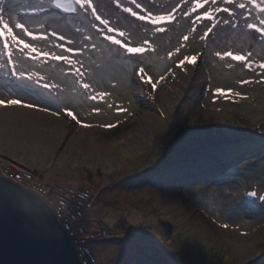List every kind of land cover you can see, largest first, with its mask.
Wrapping results in <instances>:
<instances>
[{
    "label": "rangeland",
    "instance_id": "rangeland-1",
    "mask_svg": "<svg viewBox=\"0 0 264 264\" xmlns=\"http://www.w3.org/2000/svg\"><path fill=\"white\" fill-rule=\"evenodd\" d=\"M153 2L160 14L178 4ZM241 2L248 4L210 0L205 7L227 6L239 14ZM94 4L132 46L148 40L151 49L139 60L124 52L116 58V46L95 37L88 19L55 9L51 0L0 4L5 15L10 10L35 35L47 37L36 41L41 51L63 55L57 44L70 39L81 49L73 58L91 85L84 90L63 61L51 56L33 61L19 53L17 69L37 76L17 80L0 56V99L19 98L50 110L67 107L82 122L37 107L0 106V154L25 163L45 181L93 189L88 226L104 222L111 232L92 245L101 264H264V201L258 199L264 195V74L217 56L251 53L257 64L264 62V37L254 39L242 16L233 17L235 27L223 24L228 18L223 12L203 39L207 29L179 12L165 32H145L143 24L130 28L134 18L126 20L122 9L112 11L113 0ZM193 55L200 56L197 65L177 67ZM140 67L155 90L135 74ZM38 77L58 87L43 89L34 83ZM217 88L241 95H214ZM99 92L108 95L89 99ZM248 191L257 197H246ZM129 229L138 231L130 235Z\"/></svg>",
    "mask_w": 264,
    "mask_h": 264
},
{
    "label": "snow or ice",
    "instance_id": "snow-or-ice-1",
    "mask_svg": "<svg viewBox=\"0 0 264 264\" xmlns=\"http://www.w3.org/2000/svg\"><path fill=\"white\" fill-rule=\"evenodd\" d=\"M52 5L55 9L61 10L64 13L75 14L77 16H82L85 19L89 20V23L93 29H95L94 36L102 37L104 41L110 42L112 46H116V58H119L120 53L124 52L126 55L132 57L134 56L137 60L140 59V55L145 53V51L151 49V42L148 40L143 41L144 46L136 47L132 46L128 36L125 31L118 30L114 25L110 24V18H103L102 14L98 11L94 0H51ZM210 0H184L183 6L178 0L176 6H169V10L163 14L154 11L155 4L153 0H149L147 5H142L139 0H127V3H122L121 0H113L115 4V10H121L128 16L125 17L127 20L129 17L134 18L132 24L129 25L131 28L132 25L139 26L143 24L145 32L152 31L153 33H162L165 32L166 28L171 25V22L174 21L176 13L179 12L181 16L191 19L192 24L195 26L197 23L203 25L207 30L204 32L206 38L209 33L217 26V23L221 21L218 19L217 14L223 12L227 13L228 18L223 19L222 23L225 25H231L235 27V22L233 17L236 20H240V17H243L241 21L246 27L250 30H254L252 37L254 39L264 37V0H248V4L239 3L236 5L238 9L244 10L243 12L237 14L230 7H205L209 4ZM217 0H211V4L215 5ZM3 3V0H0V4ZM224 3L231 5L233 0H224ZM250 4L251 7L248 5ZM135 9V10H134ZM42 10V9H41ZM202 10V11H201ZM255 10L256 15H253ZM251 18L254 22H249ZM210 25V26H209ZM195 31V27L193 28ZM52 37H56L59 41H65L63 35H59L56 32L50 34ZM31 37V41L26 42L27 38ZM38 39H47V37L41 36L38 37L32 31L26 27L24 22H21L19 19H14L12 12L9 10L7 15H5V9L0 7V56L6 57L5 63L10 66V75L17 80H28L33 81V78L37 76L36 73H25L23 70H18L16 66V61L14 56L16 53L26 56L28 59L35 61L37 58L48 59L51 56L52 60L63 61L68 65L69 69L73 71L74 75H77L82 81V88L84 90H89L91 85L84 80V73L81 71L80 67H77L78 61L74 60V56L80 54L81 49L75 48L72 46V41L69 39L65 43L57 44V47L61 48L64 52L63 55H51L49 52H43L36 47V41ZM88 39V37H86ZM185 41L189 39L186 35L183 37ZM93 48L96 47L95 44L92 45ZM177 52L180 51L179 48L176 49ZM69 54H72L71 56ZM172 53H169L171 57ZM222 60L225 58H230L231 61L241 62L242 66L249 70L259 69L262 74H264V62L256 63L255 60L251 58V53L245 54H236L233 51H225L223 53H217ZM200 56H184L182 60H179L177 67L183 68L185 64L197 65ZM82 67V65H81ZM231 67V65H229ZM139 80L145 84H150L152 89L155 90L156 83L153 82L152 77L148 75L143 67H140L135 73ZM42 77H38L34 83L43 89L55 88L58 85L50 84L48 82L40 83ZM161 80L164 79L163 76L160 77ZM250 81L242 80L241 84L249 83ZM158 83V81H157ZM233 94L240 96L239 92H232V89H220L217 88L214 91V95H220L227 97L228 94ZM106 92H99L96 95H90L89 99L95 101L103 99L107 96ZM18 105L26 108L37 107L41 111H52L53 115H64L70 117L77 124L82 123L77 116L73 113L72 110L65 107L59 110H50L45 106L34 104L31 101L22 100L19 98L3 100L0 99V106H12ZM94 111H99V109H94ZM85 127L89 125H84ZM106 128L115 127L116 125H103ZM249 197H257L256 191H248L245 193ZM0 197H6L14 206L18 209L27 211L28 213L35 214L36 204L30 196H27L23 192L17 191L12 185L3 183L0 184ZM260 201H264V195L258 197ZM227 227V225H224ZM129 234H133L138 231V229H129ZM68 232H71V228L68 229ZM66 234L60 231L56 232L57 238H63ZM131 242V241H130Z\"/></svg>",
    "mask_w": 264,
    "mask_h": 264
},
{
    "label": "water",
    "instance_id": "water-1",
    "mask_svg": "<svg viewBox=\"0 0 264 264\" xmlns=\"http://www.w3.org/2000/svg\"><path fill=\"white\" fill-rule=\"evenodd\" d=\"M3 183L30 196L36 208L31 214L0 197V264H82L50 207L27 188L0 175ZM57 231L66 235L57 238Z\"/></svg>",
    "mask_w": 264,
    "mask_h": 264
},
{
    "label": "built area",
    "instance_id": "built-area-1",
    "mask_svg": "<svg viewBox=\"0 0 264 264\" xmlns=\"http://www.w3.org/2000/svg\"><path fill=\"white\" fill-rule=\"evenodd\" d=\"M0 175L15 185L27 188L50 207L74 245L76 255L82 264H100L92 245L103 240L111 232L104 222H95L94 228L88 226L87 214L94 205L95 196L91 187L65 182L58 184L47 182L39 178L34 169L10 158H4L2 154Z\"/></svg>",
    "mask_w": 264,
    "mask_h": 264
},
{
    "label": "bare ground",
    "instance_id": "bare-ground-1",
    "mask_svg": "<svg viewBox=\"0 0 264 264\" xmlns=\"http://www.w3.org/2000/svg\"><path fill=\"white\" fill-rule=\"evenodd\" d=\"M0 153H1V152H0ZM20 164H23V163H20ZM23 165H25V164H23ZM26 166L29 167L28 165H26ZM30 168H31V167H30ZM32 169H33V168H32ZM39 178H40V177H39ZM41 179H42V178H41ZM43 180H44V179H43ZM47 182L55 183V184H58V183H59V182L57 183V181H47Z\"/></svg>",
    "mask_w": 264,
    "mask_h": 264
},
{
    "label": "clouds",
    "instance_id": "clouds-1",
    "mask_svg": "<svg viewBox=\"0 0 264 264\" xmlns=\"http://www.w3.org/2000/svg\"><path fill=\"white\" fill-rule=\"evenodd\" d=\"M101 264V263H100Z\"/></svg>",
    "mask_w": 264,
    "mask_h": 264
},
{
    "label": "crops",
    "instance_id": "crops-1",
    "mask_svg": "<svg viewBox=\"0 0 264 264\" xmlns=\"http://www.w3.org/2000/svg\"><path fill=\"white\" fill-rule=\"evenodd\" d=\"M25 164V163H24Z\"/></svg>",
    "mask_w": 264,
    "mask_h": 264
}]
</instances>
